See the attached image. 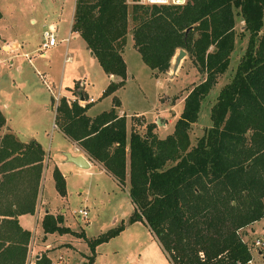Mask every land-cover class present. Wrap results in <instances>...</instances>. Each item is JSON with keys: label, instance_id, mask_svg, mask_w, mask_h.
<instances>
[{"label": "trees", "instance_id": "trees-1", "mask_svg": "<svg viewBox=\"0 0 264 264\" xmlns=\"http://www.w3.org/2000/svg\"><path fill=\"white\" fill-rule=\"evenodd\" d=\"M237 17L248 33L246 50L214 103L213 125L191 146L189 131L201 104L229 69ZM73 18L72 32L83 38L102 70L115 77L102 97L126 85L123 51L129 32L155 75L169 71L178 49L205 75L185 96L173 132L164 139L157 137L154 123L144 135L133 127L128 135L127 118L119 115L115 95L112 109L95 118L86 114L89 105H68L65 98L58 103L55 125L120 185H128L134 211L127 224H145L172 264L252 260L241 231L264 219V0H188L182 6L76 0ZM5 125L0 110V264H26L32 236L17 217L35 212L45 151L35 140L22 143L13 132L4 133ZM53 180L64 196L66 181L58 168ZM43 218L45 233L86 237L60 227L59 217ZM125 226L88 239L92 255L83 264H93L98 245ZM35 264L52 262L44 254Z\"/></svg>", "mask_w": 264, "mask_h": 264}, {"label": "rangeland", "instance_id": "rangeland-1", "mask_svg": "<svg viewBox=\"0 0 264 264\" xmlns=\"http://www.w3.org/2000/svg\"><path fill=\"white\" fill-rule=\"evenodd\" d=\"M74 4L75 0H0V97L10 96L14 99L6 111L7 121L12 128L19 130L21 140L30 137L38 142L42 141L47 156L58 165L67 181L65 199H60L48 170L43 180L42 199L47 202L51 211L60 212L64 208V217L67 221L72 223L77 231L84 228L87 235L83 237L85 241L77 244L76 249H63L62 252L51 256L56 260L62 257L67 264H83L92 255L88 239L98 238L100 234L125 223V228L115 238L98 245L93 264H172L156 236L145 224L142 222L127 224L134 211V204L128 196V185L125 187L118 184L97 165L91 169L78 170L73 163L67 162L68 152L65 154L64 152L72 151L73 147L54 127L55 106L60 102H57V99L59 93L61 94L57 91L58 83L62 82L63 94L59 96L65 97L70 94L69 88L73 87L74 81L85 79L88 83L85 90L90 97L96 99L89 111L91 116L104 110L108 111L114 96L102 97L103 90L98 73L102 71L96 58L87 50L81 36L75 35L76 37L72 39L71 45L79 43L78 51L69 50L71 55L76 54L75 58L64 63V54L60 48H65V43L60 39L67 37L70 32ZM51 23L57 28L55 34L58 38L57 48L47 50V56L41 57L39 47L43 42L42 31ZM133 25V21L130 20V28ZM243 26L242 18L237 17L235 51L231 55L229 69L220 75L217 84L201 104L198 121L189 131L191 146H195L198 139L213 125L211 110L214 103L223 85L233 78L238 62L246 50L248 33L242 31ZM4 43L10 45L17 43L20 44V48L17 51L6 52L2 49ZM178 50L171 61L169 71L155 75L143 63L140 53L133 46L132 34L129 32L123 51L128 78L126 85L118 90L115 96L121 101L120 111L128 117L130 129L133 127L144 135L147 125L154 123V132L161 139L173 132L174 123L183 111L185 96L205 77L186 51V55L177 65ZM24 53L28 57L21 56ZM17 54L20 57L15 56ZM11 60L13 65L10 64ZM17 66H22L21 73L16 71ZM39 72H46L43 74H47L44 79L47 83L52 80L56 84L51 83L49 86L51 91L44 84ZM87 73L89 77H85ZM77 87L79 90V85ZM78 90L75 91V95L80 94ZM50 106L52 109H49ZM136 115L139 117H134ZM80 209L86 210V218L78 215ZM44 210L41 208L40 214ZM36 216V212L27 214L21 223L39 239L43 237V230L39 219L34 232ZM256 227L251 229L253 232L248 230L249 228L241 231L242 238L249 245L257 240L264 242V234L260 230V227L264 230V222H260ZM84 229L81 232H84ZM257 229L260 232L255 234ZM68 234L71 233H66V238H71ZM47 236L49 241L55 237L54 234ZM74 237L80 239L77 235ZM255 254L256 251L253 253L254 262L262 264L264 262L262 256Z\"/></svg>", "mask_w": 264, "mask_h": 264}, {"label": "crops", "instance_id": "crops-1", "mask_svg": "<svg viewBox=\"0 0 264 264\" xmlns=\"http://www.w3.org/2000/svg\"><path fill=\"white\" fill-rule=\"evenodd\" d=\"M75 3H76V0H75ZM74 8H75V4H74ZM1 12V11H0ZM73 15H74V9H73V13H72V15H71V18H72V21H71V23H70V32L68 33V36L67 37H63V38H59L61 41H62V43H65V48H60V51L64 54V63H67V62H70V61H72L73 60V58H75V56H76V54H70L69 53V50L71 49V50H74V52H76V50H77V46H79V43H74L73 45H71L72 44V39H74L76 36L75 35H78L76 32H72V25H73V21H74V18H73ZM50 27H54L55 29H56V32H57V28H56V26L54 25V24H49L48 25V27H45L44 29H43V31L42 32H44V31H46L45 29L46 28H50ZM56 32H55V34H56ZM54 34V35H55ZM41 36H43V34L41 35ZM79 36V35H78ZM57 40H58V38H57ZM43 42H44V37H43ZM42 42V43H43ZM42 43L40 44V47H39V52H40V49H41V45H42ZM57 44H58V42H57ZM20 48V44H17V43H14V44H12V45H10V44H8V43H4L3 45H2V49L4 50V51H6V52H10V51H12V50H16L17 51V49H19ZM57 48V45L55 46V47H52V48H49V49H51V50H55ZM86 48H87V46H86ZM49 49H47V50H49ZM46 50V51H47ZM88 50V49H87ZM46 51H44L43 53H39V55L41 56V57H45V56H47L46 55ZM78 51V50H77ZM89 51V50H88ZM90 52V51H89ZM90 54H91V52H90ZM25 56V57H28V55L26 54V53H24V54H21V56ZM15 56H19L20 57V55L19 54H17V55H15ZM23 56V57H24ZM92 56H94V54H92ZM95 57V56H94ZM97 60V59H96ZM98 62V61H97ZM10 64L11 65H13V61L11 60L10 61ZM99 64V63H98ZM100 66V65H99ZM100 71H102V72H98L99 73V77H100V82H101V90H103V92H102V95H103V93H104V91L106 90L105 88L109 85V83L112 81V80H114L115 79V77L114 76H112V77H109L103 70H102V68L100 67ZM16 71L17 72H19V73H21V71H22V66H17L16 67ZM39 73H41L40 74V77H41V79L42 80H44V79H46V77H45V75H47V74H43V73H46V72H39ZM89 77V74L87 73V74H85V77ZM75 79H73V81H74ZM52 80H50V81H48V83L44 80L43 82H44V84H46L47 85V88L49 89V91H51V87H49V86H51V83H52V85H56L55 83H54V81H52ZM79 81H85V86L83 87V88H80L79 90H80V94L79 95H75V91L76 90H78V83H79ZM62 82L60 81L58 84V88H57V91H60L61 92V94H62V91H61V86H62V84H61ZM61 84V85H60ZM13 85H15V84H13ZM88 85V83H87V81L85 80V79H79V80H76V81H74V83H73V87H70L69 88V90H70V96L68 95V96H65V97H70V98H73V97H76V96H84V98H86V99H90V98H92V99H94V102L96 101V99L95 98H93V97H90L89 96V93H88V91H86L85 90V87ZM77 88V89H76ZM78 90V91H79ZM74 93V94H73ZM53 94H55L54 93V91H53ZM116 94V93H115ZM114 94V95H115ZM63 95V94H62ZM8 98V99H7ZM18 98V97H17ZM52 98H53V96H52ZM19 99V98H18ZM14 99H13V97H10V96H4V97H0V110L2 111V113L6 116V111H8V109H9V106H10V104L12 103V101H13ZM94 102L93 103H90V104H87V105H89V110L87 111V115L90 117V118H95V116L96 115H98V114H100V113H102V112H104V111H102V112H100V113H96V115L95 116H91V115H89V111H90V109H91V106L94 104ZM86 105V106H87ZM51 108V106L49 107V109ZM120 108H121V101H120V106L118 107V112H119V115L120 116H122V115H126L125 113H123V111H120ZM52 109V108H51ZM110 109H112V105H111V108ZM109 109V110H110ZM108 110V111H109ZM10 111V110H9ZM137 116V115H136ZM55 117H56V109H55ZM139 117V116H138ZM126 118H127V125L129 124L128 123V117L126 116ZM7 123H8V121H7V116H6V125H5V129H4V133L5 132H7V131H11V132H13L16 136H17V138H18V140L20 141V142H28V141H31V140H35L34 138H28V139H23V140H21L20 139V137H19V135H20V132H19V130H17V129H15V128H12L10 125H9V123H8V125H7ZM54 127H55V129H57L58 130V132H60L62 135H63V137L68 141V143H70V145H72V147H73V150L72 151H69V150H67V151H65L64 152V154L66 153V152H68V153H66V154H69L71 157H77L78 155H82L83 157H84V159L86 160V162H88V164H89V168H82V167H79V166H77L76 164H74L75 165V167H76V169H78V170H80V169H83V170H87V169H91L93 166H99V168H100V170H102L106 175H108L110 178H112V176L104 169V167H103V165L102 164H100L99 162H95V161H93L90 157H88V155L86 154V152L81 148V146L79 145V144H76L75 142H72L69 138H67L66 136H65V134L61 131V129L60 128H58L55 124H54ZM130 131H131V129L129 128V125H128V127H127V133H128V135H130ZM36 141V140H35ZM38 144H40V145H42V147H43V149H44V145L42 144V141L41 142H38V141H36ZM44 151H45V156H44V160H43V163H44V167H43V171H42V175H41V180H40V188H39V192H38V197H37V204H36V208H35V212H36V225H35V229H34V232L36 231V227H37V225H38V222H39V219H40V221H41V226H42V222H43V217H44V215L45 214H50V215H53L54 217H59V218H61L62 219V222L59 224V226L61 227V226H63V227H66V228H69L72 232H74V233H80L81 231H82V229H84V228H81L80 229V231H77V230H75L74 228H73V225H72V223H69L68 221H67V219H66V217H64L65 216V209L63 208L60 212H58V210L55 212V211H51V210H49L48 209V204H47V202L45 201V200H43L42 199V192H43V188H44V182H43V180L45 179L44 177H45V173L49 170V172H50V176H51V179L53 180V171H54V169L55 168H58V170L62 173V171L59 169V167H58V165L55 163V162H53L52 160H51V157L50 156H47V154H46V150L44 149ZM67 162H69V161H67ZM69 163H71V162H69ZM62 175L64 176V174L62 173ZM64 179H65V176H64ZM112 180H115V179H113L112 178ZM54 181V180H53ZM116 182L118 183V181L116 180ZM54 184H55V181H54ZM119 184V183H118ZM55 190H56V187H55ZM66 192H67V181H66ZM56 193H57V195L59 196V198L61 199H65V196H66V194L64 195V196H60L59 194H58V192H57V190H56ZM41 208H44L45 210L43 211V213H41L40 214V210H41ZM76 214V213H75ZM25 215H27V214H25ZM25 215H21V216H18L17 218H18V221H19V224H20V226H21V228L23 229V230H28L30 233H31V231L28 229V228H26V227H24L23 225H22V223H21V221H22V219H23V217L25 216ZM78 215H80V214H78ZM82 216V215H81ZM84 217V216H83ZM87 216H85L84 218H86ZM264 222V219H261L260 221H257V222H255L254 224H252L251 226H249V227H247V229L248 230H250L251 232H253V230H251V229H255V228H257L256 226L260 223V222ZM138 222H140V221H138ZM146 226V225H145ZM246 229V228H245ZM42 230H43V237H41V238H36L34 235H35V233H34V235H32V233H31V240H30V243H29V245H28V252H27V254H28V259H27V262H26V264H35L36 263V260H38V259H40L41 257H42V255H44V254H46L48 257H49V259L51 260V262H52V264H67V262L65 261H63V258L62 257H59L57 260L56 259H54L51 255L53 254V255H56L55 253H60V252H62V250L63 249H65V250H68V249H76V247H77V244L80 242V241H82V240H84V238L83 237H79L80 239H78V238H75L74 237V235H72V234H68V235H71V238H66V233H64V234H62V235H59V234H57V233H45L44 232V229H43V227H42ZM260 230H262L261 232H262V234H264V230H263V228L262 227H260ZM260 230H256L255 231V234H257V233H259L260 232ZM47 234H54L55 235V237L51 240V241H49V239H48V236H47ZM84 235H86L85 234V229H84ZM86 237H87V235H86ZM85 241V240H84ZM255 255H258V256H260L261 257V249L255 254ZM252 256H253V254H252ZM253 259H254V257H253ZM84 263V262H83Z\"/></svg>", "mask_w": 264, "mask_h": 264}, {"label": "built area", "instance_id": "built-area-1", "mask_svg": "<svg viewBox=\"0 0 264 264\" xmlns=\"http://www.w3.org/2000/svg\"><path fill=\"white\" fill-rule=\"evenodd\" d=\"M187 1L188 0H127V3L138 4V5H143V6H146V5L182 6V5L186 4ZM55 32H56V29L54 27H50L46 31L43 32L42 37H44V42L41 45V49H40L41 53H43L47 49L55 47L57 45L58 40H57V37H55V35H54ZM78 85L80 88H83L85 86V81H79ZM59 95H62V94L59 93ZM59 95H58L57 102L60 101L62 98H65L68 105H71L72 103H77L79 106L85 107L87 104L94 102V99H92V98L86 99V98H84L83 95L82 96H76L73 98H66L64 96L60 97ZM57 106H58V104H56L55 109ZM78 214H80L84 217L87 216V212L85 209H80L78 211ZM262 246H264V242L257 240L255 242H253L252 244H250L249 248L251 249V253L253 254L255 251L257 253L260 249H262L261 248ZM245 264H256V263L254 262V259H252Z\"/></svg>", "mask_w": 264, "mask_h": 264}, {"label": "water", "instance_id": "water-1", "mask_svg": "<svg viewBox=\"0 0 264 264\" xmlns=\"http://www.w3.org/2000/svg\"><path fill=\"white\" fill-rule=\"evenodd\" d=\"M178 54L176 56V64L179 65L183 57L186 55V52L183 50H178ZM68 161L71 163L76 164L79 167L82 168H89L88 162L84 159L82 155H78L77 157H71L69 154H67Z\"/></svg>", "mask_w": 264, "mask_h": 264}]
</instances>
